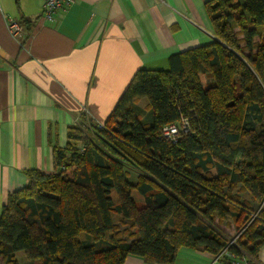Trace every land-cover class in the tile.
<instances>
[{"label":"trees","instance_id":"obj_1","mask_svg":"<svg viewBox=\"0 0 264 264\" xmlns=\"http://www.w3.org/2000/svg\"><path fill=\"white\" fill-rule=\"evenodd\" d=\"M206 11L211 44L171 56L165 70L139 69L103 125L82 115L84 129L69 127L67 146L53 150L55 173L26 172V186L0 212V264H16L17 252L40 264H125L127 257L176 264L181 249L216 256L226 247L221 261L228 264L258 259L264 0H210ZM141 98L153 114L150 124L135 113ZM182 120L188 132L166 140L162 130ZM236 191L260 207L255 218L232 203ZM215 218L234 220L241 233L236 246L210 228Z\"/></svg>","mask_w":264,"mask_h":264},{"label":"crops","instance_id":"obj_2","mask_svg":"<svg viewBox=\"0 0 264 264\" xmlns=\"http://www.w3.org/2000/svg\"><path fill=\"white\" fill-rule=\"evenodd\" d=\"M207 2L75 0L46 22L40 0H0V212L27 171L56 170L53 150L67 146L82 115L104 124L139 69L165 70L171 56L212 43ZM175 260L228 264L185 248ZM255 264H264V246Z\"/></svg>","mask_w":264,"mask_h":264},{"label":"rangeland","instance_id":"obj_3","mask_svg":"<svg viewBox=\"0 0 264 264\" xmlns=\"http://www.w3.org/2000/svg\"><path fill=\"white\" fill-rule=\"evenodd\" d=\"M202 81L205 80V77L202 76L201 77ZM135 113L137 114L138 118L140 119L141 122H143L144 124H150L151 123V118H152V112L149 108V103L148 100H146L145 98H141L139 101L136 102L135 105ZM81 123V120L79 121V124ZM78 124V125H79ZM80 128H82L81 125H79ZM84 129V128H82ZM85 129H88L90 135H92L94 133V130L91 129V127H88V122L85 124ZM93 136V135H92ZM56 171V170H55ZM55 171L48 173V174H53L55 173ZM128 173V181L130 183H135L136 179H137V174L133 169H129L126 170ZM233 198L231 199L232 203L234 202L236 204V208H239L241 210H247L250 209L251 210V217L253 216V218L256 217L258 211L260 210V207H257V203H253V202H248L250 199L248 198V195L246 193H241L239 191L234 192L233 194ZM132 198L136 201V205L138 208L143 207V202L141 200V198L138 196V194L136 193V191L132 192ZM249 205L248 207L245 206L244 204ZM250 203H252L250 205ZM252 218V219H253ZM251 219V218H250ZM213 223H210L209 226L210 228L217 233L219 236H222V241L225 244H228L229 242H231L232 246L238 243L240 237L238 233V229H236V225L234 223V220L232 219H223V220H218L217 218H215L213 220ZM115 225H118V223L116 222ZM126 227H121V229H125ZM79 240H81L82 242H84L86 240V235L81 234L78 237ZM226 249V248H225ZM228 251V250H227ZM226 251V252H227ZM16 264H40L39 260H29L26 258L25 254H23L22 252H17L16 254Z\"/></svg>","mask_w":264,"mask_h":264},{"label":"built area","instance_id":"obj_4","mask_svg":"<svg viewBox=\"0 0 264 264\" xmlns=\"http://www.w3.org/2000/svg\"><path fill=\"white\" fill-rule=\"evenodd\" d=\"M40 2L42 6V18H44V21L46 22H52L57 18V14L61 12V10L71 7L75 0H40ZM7 29L12 36H19V34L22 32L20 24L14 20H10L8 22ZM180 123L181 124L178 126H166V128L162 130V136L166 140L168 139L169 141H175L178 138L180 132L187 133L189 124L185 120H182ZM227 245L232 246L231 242H229ZM227 248L228 247H226V249L223 250L219 255L214 256L216 261H221L224 255H228L226 252ZM232 264H255V261L246 255L237 261H234Z\"/></svg>","mask_w":264,"mask_h":264}]
</instances>
